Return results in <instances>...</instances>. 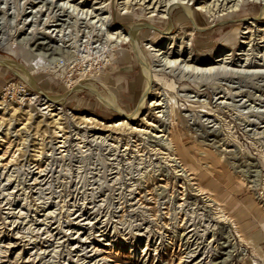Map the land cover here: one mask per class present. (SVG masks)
<instances>
[{"label": "rangeland", "instance_id": "1", "mask_svg": "<svg viewBox=\"0 0 264 264\" xmlns=\"http://www.w3.org/2000/svg\"><path fill=\"white\" fill-rule=\"evenodd\" d=\"M0 264H264V0H0Z\"/></svg>", "mask_w": 264, "mask_h": 264}, {"label": "bare ground", "instance_id": "2", "mask_svg": "<svg viewBox=\"0 0 264 264\" xmlns=\"http://www.w3.org/2000/svg\"><path fill=\"white\" fill-rule=\"evenodd\" d=\"M173 7V6H172ZM63 7H60V9H62ZM63 9H65L64 11H67L66 10V8H63ZM169 10H171V9H169ZM63 11V12H64ZM52 13V12H51ZM91 14H93L92 12H90ZM60 14V13H59ZM94 16H96V15H94ZM105 22V21H104ZM109 23V22H108ZM51 38V37H50ZM45 43V42H44ZM41 44H43L42 42L40 43V45ZM45 46V45H44ZM142 52V51H141ZM213 52V51H212ZM201 55H204V54H201ZM192 58V57H191ZM225 57H221V58H217V59H215V61H219V60H223ZM230 58V57H229ZM200 60H201V58H199ZM228 60V59H227ZM199 61V60H198ZM224 61H225V59H224ZM230 61V60H229ZM232 61V60H231ZM2 62V61H1ZM6 62V61H5ZM8 62V61H7ZM3 64V63H2ZM12 64V63H11ZM5 65V64H4ZM15 66V65H14ZM28 77V76H27ZM31 79V78H30ZM151 80V79H150ZM155 80V79H154ZM150 82V81H149ZM157 82V81H156ZM158 82H159V80H158ZM157 82V83H158ZM160 84H162V81L160 82ZM149 86V85H148ZM105 87V86H104ZM39 89V88H38ZM145 95H146V93H145ZM114 96V95H113ZM145 97V96H144ZM56 98H53V99H48L47 101H45L46 103L45 104H47L45 107H44V109H47V108H50V107H52V106H55L56 104H55V102H57L56 100H55ZM114 99V98H113ZM51 100V101H50ZM116 101H117V99H116ZM160 102V101H159ZM159 102H154V105H160L161 103H159ZM115 103H117V102H115ZM103 104H105V102H103ZM109 104L110 105H112L111 104V102H106V105H108L109 106ZM153 104V103H152ZM117 105V104H116ZM153 105V106H154ZM107 106V107H108ZM118 106V105H117ZM121 107V106H120ZM119 107V108H120ZM122 108V107H121ZM57 109V108H56ZM50 110H52L51 108H50ZM120 111V110H119ZM122 112H123V108H122ZM125 113H127V112H125ZM82 120H84L85 122L87 121V123L88 122H92L93 120L94 121H96V119H93L91 116H88V115H86L85 117H82ZM125 122L127 123V121L125 120V119H123V120H118V121H115L113 124H109L108 126H112V127H116V126H122V125H124L125 124ZM174 131L173 130H171V134L173 133Z\"/></svg>", "mask_w": 264, "mask_h": 264}]
</instances>
